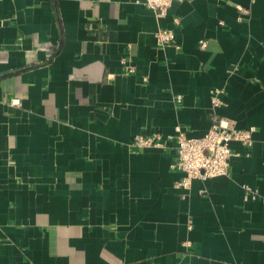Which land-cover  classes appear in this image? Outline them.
<instances>
[{
	"label": "crops",
	"instance_id": "0c3cea01",
	"mask_svg": "<svg viewBox=\"0 0 264 264\" xmlns=\"http://www.w3.org/2000/svg\"><path fill=\"white\" fill-rule=\"evenodd\" d=\"M144 3L0 0V264H264V0ZM215 89L253 145L183 189L129 144L205 135Z\"/></svg>",
	"mask_w": 264,
	"mask_h": 264
},
{
	"label": "built area",
	"instance_id": "2783aa9c",
	"mask_svg": "<svg viewBox=\"0 0 264 264\" xmlns=\"http://www.w3.org/2000/svg\"><path fill=\"white\" fill-rule=\"evenodd\" d=\"M175 1L145 0L144 5L154 11L158 17H165ZM239 9L245 14L244 9L241 7ZM155 38L159 49L164 50L168 47L179 48L176 34L171 29H158ZM207 43L204 39L200 41L202 50L207 48ZM129 62L130 60L128 59H122L123 65ZM127 71L133 72V68L128 67ZM222 93L218 89L212 91L211 104L213 111L211 127L205 135L190 137L180 127H176L175 134L166 138L159 133L152 136L136 135L129 144V148L133 151L149 148L165 149L168 141H174L176 144V159L171 167L182 174L177 186L183 189H188L195 179L206 181L216 177L228 176L231 158L236 156L231 149V143L239 142L246 147H251L256 129L254 127L245 130L239 129L234 120L216 116L215 109L222 105ZM11 105L19 106L20 99L13 98ZM244 188L247 191L244 200L249 197L257 198L255 192H248L247 186H244Z\"/></svg>",
	"mask_w": 264,
	"mask_h": 264
}]
</instances>
